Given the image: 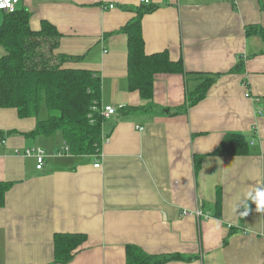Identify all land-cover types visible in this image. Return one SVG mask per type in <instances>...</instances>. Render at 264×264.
Instances as JSON below:
<instances>
[{
    "label": "crops",
    "instance_id": "0c3cea01",
    "mask_svg": "<svg viewBox=\"0 0 264 264\" xmlns=\"http://www.w3.org/2000/svg\"><path fill=\"white\" fill-rule=\"evenodd\" d=\"M143 5L16 4L29 13L32 29L42 20L56 28V52L80 57L67 64L100 75V106L116 113L103 123L100 154L74 156L56 153L59 135L25 137L35 120L0 109V182L13 183L0 207V264L49 263L55 233L86 236L66 264H125L129 244L148 254L190 257L163 264H264V209L256 202L264 192V40L245 35L247 25L264 27V0L147 4L154 10L141 18L145 53L165 50L182 60L186 73L157 74L152 109L123 114L120 108L145 102L128 90L127 38L118 31ZM4 15L0 10V24ZM205 76L215 77L206 95L185 107L187 93ZM230 132L244 134L249 154L210 155ZM29 147L45 151L42 169L33 156L15 153ZM196 155H203L197 172Z\"/></svg>",
    "mask_w": 264,
    "mask_h": 264
},
{
    "label": "trees",
    "instance_id": "16d2710c",
    "mask_svg": "<svg viewBox=\"0 0 264 264\" xmlns=\"http://www.w3.org/2000/svg\"><path fill=\"white\" fill-rule=\"evenodd\" d=\"M135 10L136 16L118 32L125 34L127 38L128 90L137 91L145 103L138 107L120 108L123 114L152 109L153 83L157 74L186 73L182 60H172L165 50L145 53L141 18L154 10V7L145 4ZM29 21V13L23 8H16L13 12H5L0 24V48L3 49L0 56V109H14L20 119L35 120L34 127L22 133L25 137L52 136L60 131L68 151L65 153L62 145L56 152L58 154L99 155L105 121L100 106V75L96 71L67 64L79 61L80 57L56 52L61 34L51 23L42 20L40 28L34 30ZM245 35H258L264 40V27L247 25ZM242 66L240 61L233 70L241 72ZM214 79L215 77L210 76L202 77L195 89L187 93L185 107L203 99ZM11 132L16 131H9ZM37 148L43 150L40 147L25 149ZM43 152L45 154L44 150ZM248 154V142L240 132L226 133L210 153L216 156ZM202 158L203 155H196L194 158L196 172ZM12 184L0 182V207L4 205L5 193ZM220 200V190L217 189V206L220 205ZM85 240L86 236L82 233H55L52 238V260L47 264L70 262ZM179 259L189 260L190 257L148 254L135 245L125 246V264H163Z\"/></svg>",
    "mask_w": 264,
    "mask_h": 264
},
{
    "label": "built area",
    "instance_id": "2783aa9c",
    "mask_svg": "<svg viewBox=\"0 0 264 264\" xmlns=\"http://www.w3.org/2000/svg\"><path fill=\"white\" fill-rule=\"evenodd\" d=\"M19 0H0V10L3 12H13L16 9V4L18 3ZM144 4H151L152 0H141ZM163 1H168L170 2L171 0H163ZM114 6L109 5L108 8L112 9ZM101 113L104 117H108L110 115H113L116 113V109L112 106H104L101 109ZM139 129H142L139 127ZM106 141L108 139H105ZM1 142H4L3 140ZM63 151L66 153L68 151L67 145H63ZM16 154L22 155V156H30L34 155L36 159V168L37 169H42L44 165V159H45V154L43 150L37 148V149H23L22 151L20 150H15ZM62 153V152H60ZM99 163H95L94 167H99ZM187 212V211H186ZM185 212V213H186ZM194 215H197L199 217L201 215V212L199 211H193Z\"/></svg>",
    "mask_w": 264,
    "mask_h": 264
},
{
    "label": "clouds",
    "instance_id": "9594fccd",
    "mask_svg": "<svg viewBox=\"0 0 264 264\" xmlns=\"http://www.w3.org/2000/svg\"><path fill=\"white\" fill-rule=\"evenodd\" d=\"M257 197H258V200L256 201L258 204L257 210H262L264 209V192H258Z\"/></svg>",
    "mask_w": 264,
    "mask_h": 264
},
{
    "label": "rangeland",
    "instance_id": "374dc122",
    "mask_svg": "<svg viewBox=\"0 0 264 264\" xmlns=\"http://www.w3.org/2000/svg\"><path fill=\"white\" fill-rule=\"evenodd\" d=\"M109 117V116H108ZM107 118V117H105ZM56 135H59L60 136V131H57ZM63 145H66L64 142H63ZM61 155V154H60ZM96 163H99L100 164V160L98 159V161ZM101 165V164H100ZM100 167V166H99ZM196 211H199V210H196ZM201 212V211H199Z\"/></svg>",
    "mask_w": 264,
    "mask_h": 264
}]
</instances>
